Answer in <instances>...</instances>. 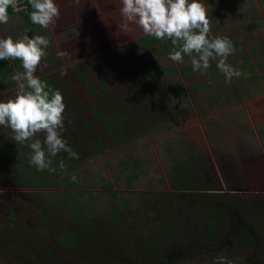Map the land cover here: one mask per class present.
Here are the masks:
<instances>
[{"label":"rangeland","instance_id":"rangeland-1","mask_svg":"<svg viewBox=\"0 0 264 264\" xmlns=\"http://www.w3.org/2000/svg\"><path fill=\"white\" fill-rule=\"evenodd\" d=\"M54 2L60 17L45 29L17 0L0 38H48L36 75L62 93V139L79 158L60 152L55 173L39 171L30 141L0 126V264H264V0H201L209 38L233 42L226 62L241 75L230 80L216 60L202 75L187 55L168 59L170 40L119 31L120 0ZM16 88L0 77V101ZM59 195L94 205L89 221Z\"/></svg>","mask_w":264,"mask_h":264},{"label":"clouds","instance_id":"clouds-1","mask_svg":"<svg viewBox=\"0 0 264 264\" xmlns=\"http://www.w3.org/2000/svg\"><path fill=\"white\" fill-rule=\"evenodd\" d=\"M28 2L33 9L29 14L30 19L35 25L47 29L60 17V9L54 0ZM75 2L79 3V0ZM120 2L122 22L118 24L119 31L127 33L131 30L130 26L135 25L146 36L170 40L173 50L168 59L182 63L187 55L193 69L202 75L210 68V60L217 61L216 66L226 80L241 75L226 62L235 51L233 42L228 37L209 38L210 20L201 0ZM16 5L17 0H0V23L8 22V9L11 7L17 11ZM49 43L48 38L42 35L0 38V60L19 59L23 68L22 72L11 76V80L17 84L15 94L6 101H0V126L11 130V138L17 144L30 141L29 161L37 170L55 173L57 169L52 166L51 157L66 152L69 158L78 159L79 154L62 139L66 107L62 93L60 90H46L47 83L36 75L42 60L47 57ZM58 55L64 57L69 53L64 51ZM59 168H65L63 161L59 163ZM71 179L76 182L77 177L73 175Z\"/></svg>","mask_w":264,"mask_h":264},{"label":"trees","instance_id":"trees-1","mask_svg":"<svg viewBox=\"0 0 264 264\" xmlns=\"http://www.w3.org/2000/svg\"><path fill=\"white\" fill-rule=\"evenodd\" d=\"M158 45V44H157ZM23 68H22V62L19 59L16 60H0V77L1 78H10L14 73L17 72H22ZM42 81L46 82V79L44 77L40 78ZM48 85V83H47ZM46 90H50L49 85H48V89ZM4 140L3 138H0V141ZM18 167V166H17ZM19 170V167H18ZM114 196H116V193L113 194ZM199 197L201 198H205L204 195H199ZM62 203L66 204L67 206H70V208H72V215L73 218L80 221L79 223L84 225V223H86L88 220L87 218V210L92 209L94 210L96 207L94 205H82L81 203H77L76 206L72 205L70 203V201H67L65 199V196H60L58 198ZM93 199H95V197L93 196ZM220 200L221 201H225L226 198L220 196ZM219 220V219H218ZM218 220L215 217H211L209 219L208 222H205V230L208 233H214V231H216L217 229V225H218ZM221 220H223L222 223H224V219L221 217ZM113 217L110 219L109 222H113ZM238 238L243 240H247L245 241V243L251 248V247H256V240H255V236L249 232V230L246 227H243L240 229V232L238 233ZM63 243L66 245H74L76 243V236L69 234L68 236H65L62 238ZM109 252V251H108Z\"/></svg>","mask_w":264,"mask_h":264},{"label":"flooded vegetation","instance_id":"flooded-vegetation-1","mask_svg":"<svg viewBox=\"0 0 264 264\" xmlns=\"http://www.w3.org/2000/svg\"><path fill=\"white\" fill-rule=\"evenodd\" d=\"M239 230H240V229L237 230L238 233H239ZM239 241H240V240H239ZM50 251H51V250H50ZM49 253H50L52 256H56L58 252H56V251L54 252V249H53V252H49ZM55 254H56V255H55ZM55 260H56V259H55Z\"/></svg>","mask_w":264,"mask_h":264}]
</instances>
